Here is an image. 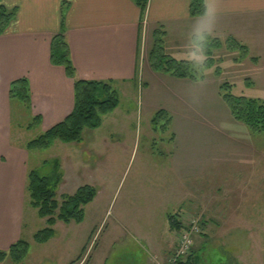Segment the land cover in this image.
<instances>
[{
    "label": "crops",
    "instance_id": "obj_1",
    "mask_svg": "<svg viewBox=\"0 0 264 264\" xmlns=\"http://www.w3.org/2000/svg\"><path fill=\"white\" fill-rule=\"evenodd\" d=\"M1 1L8 9L17 8L18 14L0 37V253L25 241L30 245V256L37 248L35 245L47 246L53 239L45 244L36 243V233L27 219L29 175L36 171L31 167V158L37 151L28 149V144L39 136L32 139L34 136L30 138L26 132L36 129L42 135L63 122L75 108V81L67 76L64 67L51 61L52 41L62 27L76 79L110 83L118 92L136 86L144 54L147 50L151 52L157 30L166 32V54L178 61L196 62L199 54L204 56L194 39L203 40L205 36L223 45L230 39L243 45L256 38L264 51V0H206L207 15L203 18L191 17L190 0H150L145 15L132 0ZM64 5L68 9L63 23ZM251 60L259 67L260 57ZM24 79L29 89V104L11 95L12 84ZM201 81H188L187 85L203 86ZM187 96L185 101H193ZM214 97L218 102L217 92ZM121 105L111 114H116ZM22 108L30 120L16 126L18 121L14 118ZM222 112L228 114L223 102ZM230 113L225 117L228 121L218 122V117L211 121L195 107L191 116V122L202 117L215 134H223L224 142L230 137L229 147L176 149L164 164L181 188L175 192L174 213L166 208L163 217L176 218L179 222L201 217L205 232L199 239L204 247L206 234L214 229L224 231L228 246L233 244L231 238L236 234L247 239L264 233V148L259 150L261 154L255 150L251 130ZM36 119H40L37 125ZM32 124L35 125L31 127ZM233 140L240 146V153L231 147ZM78 151L84 152L81 148ZM207 155L210 162L203 161ZM82 161L85 162L84 158ZM49 162L45 160L41 165ZM86 163L81 165L86 167ZM233 163L242 166L238 174L231 170ZM209 166L213 172L205 177L202 170ZM192 169L194 173L190 174ZM191 179L192 189H185V182ZM165 232V236L169 234L167 237L160 234L157 239L144 235L141 238L157 254L158 250L169 248L170 236L177 239L178 233L175 236L176 230L168 220ZM257 243L260 249L255 257L250 251L254 242L234 245L238 253L232 254V260L237 264H264V243L260 240ZM9 260L6 257L0 264H8ZM85 261L86 258L77 264H91Z\"/></svg>",
    "mask_w": 264,
    "mask_h": 264
},
{
    "label": "rangeland",
    "instance_id": "obj_2",
    "mask_svg": "<svg viewBox=\"0 0 264 264\" xmlns=\"http://www.w3.org/2000/svg\"><path fill=\"white\" fill-rule=\"evenodd\" d=\"M250 40L255 43L248 41L249 45H246L248 42L243 44L250 50L245 57L241 50L231 51L226 44L213 51L214 62L204 71V80L201 81L203 86H190L187 85L192 83L190 80L154 72L149 60L150 51L147 50L136 86L132 85L125 91L119 90L121 109L116 114L104 117L100 129L87 132L84 152H77L79 146L61 143L46 150L35 151L31 167L51 181L56 177L55 162H59L58 172L62 176L56 188L59 198L74 195L85 185L94 187L97 195L85 207V219L81 224L58 222L60 224L54 227L56 234L51 242L47 246L35 245L37 248L32 250L23 264H77L84 258L85 262L90 261L91 264L100 261H108L107 264L171 263L182 229H174L175 236L178 233L177 239L170 236L169 248L158 250L160 254H156L141 238L142 235L154 239L160 234L165 236L167 220L171 222L172 218L166 220L163 217L164 211L167 208L169 213H174L175 192L181 187L175 184L178 182L174 179L176 177L172 171L165 169L164 164L176 149L196 151L211 146L229 147L230 137L224 142L223 134H215L202 117H196L197 120L194 118L191 122L195 107L199 108L203 117L211 121L216 117L218 122L228 121L225 117H229L230 110L219 94L222 84H231L232 93L237 97L264 100V51L260 44L257 45L256 38ZM252 57H260L259 67L256 61L251 60ZM204 58L199 54L196 63L202 64ZM217 69L221 70L220 74H216ZM216 92L218 102L214 97ZM186 95L193 101H185ZM222 102L228 114L222 112ZM162 110L170 113L173 121L170 125L164 120L154 124L153 120ZM28 115L23 108L22 112L18 111L14 118L18 121L16 126L28 124ZM26 133L30 138L34 136L32 139L41 135L36 129ZM250 137L255 150L259 152L264 148V133L251 131ZM236 142L233 140L231 147L240 153L241 148ZM83 158L87 162L86 167L81 165L85 163ZM45 160L50 162L41 165ZM203 161L210 162L209 155ZM241 168L240 164L233 163L231 170L238 174ZM211 170L213 168L209 166L202 172L208 177L213 172ZM189 173H194V169ZM191 184L192 179L187 180L185 189H192ZM28 199L27 219L32 230L37 233L46 227V220H42L37 211L31 208ZM193 219L201 220V234L195 237L193 247L197 264H237L232 260V254L238 253L234 245L254 242L250 251H253L255 257L260 249L257 241L264 243V233L255 237L248 236L247 239L239 233L231 238L233 244L228 246L224 231L214 229L206 234L208 238L204 247L199 239L205 232L203 219L189 217L182 219L184 221L181 223ZM8 264L15 263L10 259Z\"/></svg>",
    "mask_w": 264,
    "mask_h": 264
},
{
    "label": "trees",
    "instance_id": "obj_3",
    "mask_svg": "<svg viewBox=\"0 0 264 264\" xmlns=\"http://www.w3.org/2000/svg\"><path fill=\"white\" fill-rule=\"evenodd\" d=\"M132 1L140 8L142 15H145L150 0ZM67 9L68 7L64 5L63 23ZM17 14V8L8 9L0 0V37L6 33ZM190 15L192 18L205 17L207 15L206 0H190ZM165 36L166 32L162 30L155 31L153 35L154 44L149 55L152 70L193 82L204 80V71L210 68L214 62L213 51L224 47L219 40H212L207 36L203 40L196 38L194 39L195 45L206 57L204 63L178 61L166 54ZM226 45L231 51L241 50L243 57L249 54L247 47L235 39H230ZM51 61L55 66L64 67L67 76L75 81V108L63 122L32 140L28 144V149L46 150L56 143H61L76 145L84 150L87 132H94L102 127L104 117L120 106V94L110 83L76 79V70L71 61L64 27H62L61 33L53 38ZM220 72V69L216 70V74H220ZM232 89L233 86L229 83L220 86L221 96L234 119L245 124L254 133H264V100L237 97L233 95ZM11 95L29 104L27 81L24 79L13 83ZM163 120L168 125L172 122L170 115L165 110L157 113L153 122L157 124ZM37 122H40V119H36V125ZM34 125L32 124L31 127ZM55 167L56 177L52 181L48 177L41 176L38 171H32L29 175L27 186L29 205L37 211L42 220H46V227L34 236V240L38 244H45L55 236L54 227L58 222L68 225L71 223L81 224L85 219V207L92 203L97 195L94 187L85 185L79 188L74 195H64L59 198L56 188L61 182L62 176L58 172V161L55 162ZM170 226L172 229L180 230L184 225L176 218H172ZM29 248L28 242L20 241L14 244L8 252L0 253V262L9 257L15 264H23L28 256ZM197 262L196 257L192 254L187 264H197Z\"/></svg>",
    "mask_w": 264,
    "mask_h": 264
},
{
    "label": "built area",
    "instance_id": "obj_4",
    "mask_svg": "<svg viewBox=\"0 0 264 264\" xmlns=\"http://www.w3.org/2000/svg\"><path fill=\"white\" fill-rule=\"evenodd\" d=\"M201 234V220L193 219L184 224L180 233L179 244L169 264H187L193 254L195 237Z\"/></svg>",
    "mask_w": 264,
    "mask_h": 264
}]
</instances>
